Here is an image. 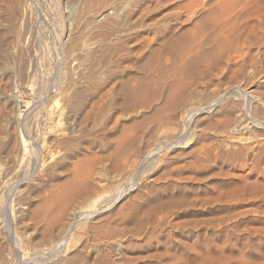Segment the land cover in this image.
Wrapping results in <instances>:
<instances>
[{
	"label": "rangeland",
	"instance_id": "374dc122",
	"mask_svg": "<svg viewBox=\"0 0 264 264\" xmlns=\"http://www.w3.org/2000/svg\"><path fill=\"white\" fill-rule=\"evenodd\" d=\"M25 13L0 20L9 264H264V0Z\"/></svg>",
	"mask_w": 264,
	"mask_h": 264
},
{
	"label": "bare ground",
	"instance_id": "6f19581e",
	"mask_svg": "<svg viewBox=\"0 0 264 264\" xmlns=\"http://www.w3.org/2000/svg\"><path fill=\"white\" fill-rule=\"evenodd\" d=\"M1 2H3V4L0 6V11H2L3 12V14H2V16H0L1 17V19L0 20H2L3 22H5L6 21V23H9V24H20V25H22L26 20V18H27V20H28V15L27 16H25L24 14H28L29 12H30V10H32V9H30L29 10V12H26L25 13V11H27L28 9H29V5H30V0H2V1H0V3ZM34 9V8H33ZM30 14V13H29ZM25 16V17H24ZM30 17V16H29ZM23 18H25L24 20H23ZM1 21V22H2ZM24 21V22H23ZM30 22V21H29ZM27 23H28V21H27ZM1 24H3V23H1ZM30 24V23H29ZM29 24H27V25H29ZM6 25V24H5ZM19 25V26H20ZM25 25V24H24ZM13 26V25H12ZM18 26V27H19ZM8 27H9V25H8ZM27 27V26H26ZM25 27V28H26ZM30 27V26H29ZM28 28V27H27ZM1 30V29H0ZM25 30V29H24ZM1 34V33H0ZM14 38V37H13ZM12 38V39H13ZM0 39H1V37H0ZM22 39V38H21ZM3 40V39H2ZM2 40H0L1 42V44H2ZM19 41V40H18ZM4 42V41H3ZM15 42V41H14ZM0 44V45H1ZM3 45V44H2ZM12 46V45H11ZM168 46V45H167ZM3 47V46H2ZM13 47H14V45H13ZM168 48V47H167ZM4 91V90H3ZM6 93V92H5ZM1 97V96H0ZM11 108V107H10ZM1 110H2V108H1ZM9 110V109H8ZM9 112V111H8ZM2 116V115H1ZM5 117V116H4ZM6 117H7V115H6ZM5 117V118H6ZM17 117V116H16ZM11 118H13V117H11ZM3 120V119H2ZM1 121V120H0ZM8 121V120H7ZM10 121V120H9ZM11 121H13L12 119H11ZM12 123V122H11ZM4 124V123H3ZM14 124V123H13ZM15 124H16V122H15ZM12 126H15L16 127V125H12ZM12 129V128H11ZM10 129V130H11ZM13 131L15 130V129H12ZM3 131H5V126H3V125H0V133H3ZM24 131V130H23ZM12 131H10L9 133H11ZM8 132L6 133L5 132V134H9ZM14 133V132H13ZM12 133V134H13ZM16 133V132H15ZM13 134V135H15L16 137H17V135H18V133H17V135L16 134ZM4 134V135H5ZM1 135V134H0ZM3 135V134H2ZM23 135V134H22ZM1 137H3V136H1ZM0 137V138H1ZM10 137V134L8 135V138L7 139H5V140H0V153H2V156L4 157V159H5V161H8L9 162V160H11L10 158H11V154L15 151L14 149V151H12V153H11V148H10V146H11V139L9 138ZM16 137H15V139H16ZM11 138H14V136L13 137H11ZM15 139H13V141L15 140ZM15 142H17V139L15 140ZM19 142V141H18ZM20 142H21V140H20ZM13 143V142H12ZM14 145V147H15V143H13ZM21 144V143H20ZM16 145H18V143L16 144ZM12 146V147H13ZM34 147H36V143H35V145H33ZM18 149H20V148H18ZM37 149V148H36ZM1 155V154H0ZM13 157H14V153H13ZM13 159V158H12ZM4 161V160H3ZM11 161H13V160H11ZM10 161V162H11ZM4 163H6V162H4ZM3 163V164H4ZM8 164V163H7ZM14 165H15V163H13ZM12 164V165H13ZM8 165H10L11 166V164H8ZM13 165V166H14ZM13 166H11V168L13 167ZM7 168V167H6ZM5 168V169H6ZM9 168V167H8ZM14 168V167H13ZM10 169V168H9ZM5 171V170H4ZM9 171H11V170H8V172ZM7 172V173H8ZM5 173H6V171H5ZM23 190V189H22ZM19 191V190H18ZM154 197V196H153ZM172 200V199H171ZM161 202V201H160ZM167 202V201H166ZM166 202H162V203H166ZM155 204V203H154ZM159 204V203H158ZM7 222V221H6ZM9 222V221H8ZM20 222V221H19ZM10 223V222H9ZM21 223V222H20ZM8 226V225H7ZM9 230H7V227L5 228V235L7 236V238H9V240H10V242H9V245H7V248H5L4 247V244H3V242H1L0 241V264H9L10 262H11V260L13 259V258H15L14 256L16 255V254H18L19 253V248H17V241H16V238L14 237V235H12V233H11V230L8 232ZM19 231V230H18ZM21 231V230H20ZM2 234H3V231H2ZM19 255V254H18ZM18 260V259H17Z\"/></svg>",
	"mask_w": 264,
	"mask_h": 264
}]
</instances>
